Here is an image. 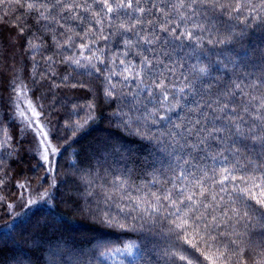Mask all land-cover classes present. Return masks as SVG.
I'll return each instance as SVG.
<instances>
[{"label": "trees", "instance_id": "trees-1", "mask_svg": "<svg viewBox=\"0 0 264 264\" xmlns=\"http://www.w3.org/2000/svg\"><path fill=\"white\" fill-rule=\"evenodd\" d=\"M239 2L145 0L103 18L97 2L62 28L41 17L46 0H0V264H173L185 250L264 264V149L235 133L264 136V0ZM19 84L50 124L56 186L9 225L20 185L47 187L20 137ZM177 207L198 226L187 236L169 231Z\"/></svg>", "mask_w": 264, "mask_h": 264}, {"label": "snow or ice", "instance_id": "snow-or-ice-1", "mask_svg": "<svg viewBox=\"0 0 264 264\" xmlns=\"http://www.w3.org/2000/svg\"><path fill=\"white\" fill-rule=\"evenodd\" d=\"M100 3L102 4V7L99 9L95 10V15L98 17L103 18V13H104V9L107 10L108 14H112L114 12H119L122 11L125 8L128 9H132L133 12H140V13H145L146 12V8L142 5L145 4V0H85V4L84 5H78V4H74V3H70L69 0H46V3L42 5V9H38V11H40V15L43 19L48 20L49 22L55 21L57 24L60 25V27H64L65 25L60 23V19L65 18V13H71L75 10L76 7H83L85 11H87L90 7L92 3ZM210 0H187V3L192 5L193 7L189 9V12H193V11H198V9L195 8L196 5H205L207 3H209ZM216 2L218 3L219 0H216ZM148 4L152 5L153 7L155 6L152 3V0H148ZM28 8L29 9H33L35 7V5L33 3H28ZM185 5V0H180V7L184 8ZM243 5L240 4L239 0H237V6L234 9L235 11L239 12L241 10V7ZM59 17V19H58ZM83 19V18H81ZM189 36H191V34H189ZM69 40H71V37H69ZM151 41H149L150 43ZM223 42V41H221ZM86 47V45H85ZM76 63H79V61H76ZM200 71L203 73L205 70L204 69H200ZM75 87V85H74ZM165 99H167V97H165ZM225 107H227V105H225ZM239 120L243 121L245 120L244 117H239ZM85 124L87 123V118L85 119ZM81 127H83V125H81ZM214 131H219V129H214ZM231 132V129L229 130ZM235 133L238 137V139L240 141H246L248 139H252L253 143H256L257 141H260V147L262 149H264V136H257L255 129H250L249 133H245L238 125L235 128ZM232 147H235L237 149V151L241 150V144L236 143L235 141H233ZM244 150H248V145H243ZM45 159H47V154L45 153L44 156ZM228 169H225V172H227ZM229 179V177L227 175L224 176L223 179H221L220 181H218V183H220L221 185H223L224 180ZM232 179H235V177H232ZM254 187H260V185H256L255 182H253ZM203 194V193H202ZM158 199H164V200H169L170 197L169 196H163L160 197ZM188 201H191L192 197H187L186 198ZM185 201L184 200H179L177 201H173L172 204L168 205L169 207H176L177 203L179 204H183ZM257 204H260L261 206H264V201L257 199L256 200ZM137 207H139V202H137ZM159 209L152 207V212H158ZM180 209L179 207H177V211L173 214H171L172 216H174L175 218L173 219V227L169 230L170 232H174L176 233L178 236L181 234H184L185 236H187L188 230L191 229H196L198 226L189 223V218L187 216H182L180 215ZM195 235H199V232H195ZM201 239H203V237H201ZM190 241L186 238L185 239V243H189ZM127 255L131 256L132 255V246L125 248L123 250ZM184 255H179L177 256V254L175 252H171L169 254H167V259L171 260L173 262V264H175V261L178 259L179 261H186L187 264H199V261L192 256L191 254H187V250H185ZM207 260H210V257L208 255H205L204 257ZM210 264H211V260H210Z\"/></svg>", "mask_w": 264, "mask_h": 264}, {"label": "rangeland", "instance_id": "rangeland-1", "mask_svg": "<svg viewBox=\"0 0 264 264\" xmlns=\"http://www.w3.org/2000/svg\"><path fill=\"white\" fill-rule=\"evenodd\" d=\"M14 104L17 121L21 126L20 137L26 142L28 152L45 167L47 187L41 189L21 184L18 198L8 205L9 225L21 220L29 211L51 205L56 186L54 166L57 150L50 141V124L42 118L21 84L15 87ZM45 153L47 159L44 158Z\"/></svg>", "mask_w": 264, "mask_h": 264}]
</instances>
